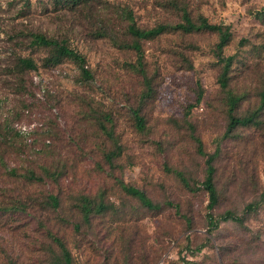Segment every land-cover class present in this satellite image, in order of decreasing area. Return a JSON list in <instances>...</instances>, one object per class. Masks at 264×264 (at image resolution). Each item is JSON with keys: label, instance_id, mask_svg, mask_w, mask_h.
<instances>
[{"label": "rangeland", "instance_id": "374dc122", "mask_svg": "<svg viewBox=\"0 0 264 264\" xmlns=\"http://www.w3.org/2000/svg\"><path fill=\"white\" fill-rule=\"evenodd\" d=\"M182 7L193 22L202 16L229 28L222 54L234 59L226 90L212 32L140 41L149 93L131 67L128 14L146 30L182 23ZM30 34L79 53L91 79L68 59L48 64L52 52L32 46ZM262 89L264 0H0V264H59L54 240L71 264H264V113L257 127L224 137L225 92L240 97L235 114L244 116L258 107ZM188 125L205 153L217 151L213 215H241L260 201L242 226L226 222L207 233L205 157ZM116 146L118 156L108 161ZM118 182L160 209L144 208ZM81 197L107 210L86 224Z\"/></svg>", "mask_w": 264, "mask_h": 264}, {"label": "trees", "instance_id": "16d2710c", "mask_svg": "<svg viewBox=\"0 0 264 264\" xmlns=\"http://www.w3.org/2000/svg\"><path fill=\"white\" fill-rule=\"evenodd\" d=\"M181 13L182 23L176 25H158L151 29H139L133 23L132 17L128 14V20L130 24L127 27V32L134 38V41L127 45V47L134 51L136 56V62L132 68H134L142 77L143 83L146 88V93L151 91V80L147 77V73L144 68V56L143 51L140 45V41L143 40H151L163 33L166 32H183L190 33L193 31H207L217 34V43L215 44V55L217 60L221 63V72L218 77V84L222 90H226L227 84L229 81L228 73L230 71V67L232 65L233 56L224 57L222 54L223 49L227 46L230 41L231 33L228 27H224L222 25L210 24L208 21L199 16L196 22H193L188 14V11L185 7L179 8ZM30 44L34 47H41L49 49L52 54L47 59L48 64H58L63 59H68L73 63L77 64L80 67L81 75L84 79L90 80V73L84 68L85 60L84 58L77 53L76 51L68 48L64 43L58 42L56 40L46 38L41 34H30ZM20 66L27 70H34L35 65L29 59H20ZM225 104H226V115H227V125L224 133V137H228L233 131L237 128H249V127H257L259 125V118L262 113H264V89L259 94V105L258 107L244 116H237L235 114V109L240 102V97L234 95L233 93L226 91L225 92ZM203 97V90L199 82H197V94L195 103L199 104ZM191 108L188 107L187 110ZM133 119L135 122V127L139 132L144 131V119L139 115L138 111H132ZM188 129L190 134L193 136L194 128L191 125H188ZM193 140L196 143L197 153L203 157H205V171H204V179L200 183L201 189L207 195V213H206V226L207 233L211 234L216 231L220 224L226 222H232L238 226H242L244 224L245 217L253 214L259 209V202H251L247 204L241 215L236 214L232 211H225L219 215H213L212 211L218 204V192L214 183V160L217 157V151L212 154H207L204 152L201 141L193 136ZM120 152L118 146H116L115 151L109 152L106 157L108 161H111L113 158H116ZM175 177L181 182V184L186 188L191 190L192 184L183 176L181 172H173ZM121 190L127 194L128 196L136 199L141 206L150 210L156 211L160 209V205L153 204L146 195L131 186H127L122 182H118ZM262 200H264V194L261 196ZM51 202L54 206H57V201L55 198L51 199ZM166 206L173 207L174 205L170 202L165 203ZM107 210V207L103 203L95 204L91 200L86 197L80 198L79 204V213L81 215V219L84 223L88 224L89 220L94 214H101ZM57 246L60 249V259L59 264H71V257L69 252L66 250L64 245L58 240H54ZM187 264V263H186Z\"/></svg>", "mask_w": 264, "mask_h": 264}, {"label": "built area", "instance_id": "2783aa9c", "mask_svg": "<svg viewBox=\"0 0 264 264\" xmlns=\"http://www.w3.org/2000/svg\"><path fill=\"white\" fill-rule=\"evenodd\" d=\"M20 129H21V128H20ZM21 131H24V128H22Z\"/></svg>", "mask_w": 264, "mask_h": 264}]
</instances>
